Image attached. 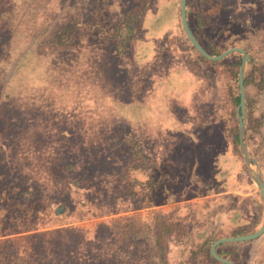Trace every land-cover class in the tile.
I'll use <instances>...</instances> for the list:
<instances>
[{
  "label": "trees",
  "instance_id": "trees-1",
  "mask_svg": "<svg viewBox=\"0 0 264 264\" xmlns=\"http://www.w3.org/2000/svg\"><path fill=\"white\" fill-rule=\"evenodd\" d=\"M155 1L0 0V192L3 193L0 234L75 221L77 219H64L65 213L73 207H77L74 212L91 215L84 218L138 209L143 214L156 213L154 205L158 202L160 186L183 180L188 169L187 161L176 163L168 154V144L164 153H160L162 158H155L153 150L142 144L139 134L130 125L100 127L103 131L99 138L87 129L77 127L56 134L54 138L49 136L47 127L39 134V131H32L30 126L35 109L22 100L18 94L20 89L16 90L17 85L12 82L13 74L26 64L23 53L26 58L35 55L39 62L50 53L77 46L81 39L88 44L103 43L115 71L126 75L127 85L124 86L129 93L142 90L146 77L155 71V65L167 68L173 59H178L184 66H199L207 71L205 76L209 77L210 83L215 84V96L209 105L206 102L198 107L187 119L206 131L213 127L221 130L230 146L234 143L238 150L234 107L238 101L236 73L240 54L232 51L218 60L202 56L182 30L178 0H175L177 26L174 31L161 38L146 62L133 65L132 45L143 36L144 15L154 9ZM114 3H118V8L111 11L110 6ZM261 13L256 0H185L189 28L208 53L217 54L228 46L239 45L248 54L243 77L245 139L250 138L249 130L254 125V128H260L264 122V16ZM233 55L235 59L225 61ZM23 61L20 68L21 64L16 62ZM249 88L259 96L255 100L258 104L253 116L251 96L246 97ZM253 119L257 122L252 123ZM231 126L234 132L230 139L223 129ZM259 133L261 141L263 135L261 131ZM50 140L58 145L57 166L46 147ZM13 145L33 173H41L47 178L55 174L62 183L56 181L46 194L37 195L33 175H22L5 155ZM241 163L245 169L242 160ZM52 190L57 196L50 193ZM61 204L64 208L56 213V207ZM139 227L141 225L123 223L116 229L105 224L2 236L0 264H192V260L185 257L174 261L169 238L161 241L155 236L142 247L137 246L141 244L139 240L116 239L117 234L125 235ZM213 239L192 241L191 244L200 249ZM224 242L218 243L215 251L235 263L229 251L222 249ZM191 255L195 256L196 252ZM206 255L215 263L225 264L212 257L208 247Z\"/></svg>",
  "mask_w": 264,
  "mask_h": 264
},
{
  "label": "rangeland",
  "instance_id": "rangeland-1",
  "mask_svg": "<svg viewBox=\"0 0 264 264\" xmlns=\"http://www.w3.org/2000/svg\"><path fill=\"white\" fill-rule=\"evenodd\" d=\"M256 1L264 16V0ZM117 8L118 3L110 6L111 11ZM175 10V0H156L154 9L146 11L143 18V36L137 38L132 45L134 66L146 62L155 52L156 44L161 38L174 31V26H177ZM233 58L235 59V55L226 57L225 61L229 62ZM23 59L26 63L24 65V61L16 62L21 64L20 68L23 65V68L13 74L12 82L17 85L16 90L20 89L18 94L22 96V100L35 109L33 125L30 126L32 131H39V134L47 127L49 136L54 138L56 134L77 127L87 129L95 138H99L103 131L100 127L130 125L139 134L142 144L153 150L155 158H162L160 153H164L165 145L168 144V154L170 153L176 163L183 164L187 161L188 169L183 180L160 186L158 202L154 205L156 213L143 214L138 209L84 218L91 215L74 212L77 207H73L68 209L64 219H77L75 221L20 229L0 234V237L31 230L105 224L118 229L123 223H134L141 225L140 229L125 235L131 241L139 240L141 244L137 246L140 247L145 241L152 242L155 236L161 241L170 238V228L162 224L163 218H168L187 225L184 240V231L175 230L172 233L177 238L175 243L170 244L174 261L185 257L188 261L192 260V264H211L213 261L206 255V247L209 248L210 243L197 249L198 245H192V241L246 234L258 228L260 224L254 222L255 213L235 211V184L240 188L242 181L249 177L234 143L230 146L221 130L213 127L206 131L201 126L192 125L187 119V116L195 114L198 107L201 108L206 102L209 105L215 96V84L210 83L209 77L205 76L206 70L199 66H184L178 59H173L167 68L151 64L155 71L146 77L142 90L129 93L124 86L127 85L126 75L115 71L114 63L103 43L88 44L81 39L77 46L50 53L42 57V61L37 62L35 55L26 58L25 53ZM249 92L246 97L249 99V95L251 96L253 116L258 104L255 100L259 96L250 88ZM234 117L237 130L235 107ZM251 122L256 123L257 120L253 119ZM232 126L223 129L229 138L234 132ZM254 127L255 125L249 130L252 133L250 138L245 140L250 148L249 152H252L250 154L260 166L259 161L264 159V140L260 141V130ZM15 146L9 147L5 155L22 175H33L32 183L37 195L41 197L46 194L47 189L56 181L62 183V179L56 178L55 174L47 178L41 173H33ZM46 147L51 152L53 164L57 166L60 156L58 145L50 140L46 142ZM241 169L245 171L246 177L240 175ZM261 170L264 174V170ZM50 193L57 196L56 191L52 190ZM1 194L0 198L3 197V193ZM256 197L262 220V204L258 191ZM59 206L64 208L63 204ZM116 237L119 239L118 234ZM224 243L222 249L229 251L235 264H264V231L254 238ZM193 251L196 252L195 256L191 255Z\"/></svg>",
  "mask_w": 264,
  "mask_h": 264
},
{
  "label": "water",
  "instance_id": "water-1",
  "mask_svg": "<svg viewBox=\"0 0 264 264\" xmlns=\"http://www.w3.org/2000/svg\"><path fill=\"white\" fill-rule=\"evenodd\" d=\"M178 11H179V21L182 27V30L189 40V42L194 46V48L205 58L209 60H218L224 57L226 54L232 51H238L240 54V61L237 67L236 80L238 87V101L235 106V116L237 120V142H238V151L242 158V161L245 165L246 171L248 173V177L250 179L251 185L258 191L260 196L261 204H262V221L258 228L252 232L246 234H237V235H226L214 238L209 244V252L212 257L216 260L225 263V264H235L232 260L219 255L215 251V246L224 241H234V240H246L250 238L257 237L264 231V174L261 170L257 160L249 153L247 149V143L245 140V132H244V122H245V113H244V100H245V92L243 85V77L245 74V70L247 68L248 54L244 50L243 47L239 45H231L224 48L217 54L208 53L197 41L192 31L189 28V25L185 16V0H178ZM2 194L0 193V197ZM62 209L59 206L56 211ZM208 237V234L205 235ZM129 239L127 235L119 236V240L124 241Z\"/></svg>",
  "mask_w": 264,
  "mask_h": 264
},
{
  "label": "crops",
  "instance_id": "crops-1",
  "mask_svg": "<svg viewBox=\"0 0 264 264\" xmlns=\"http://www.w3.org/2000/svg\"><path fill=\"white\" fill-rule=\"evenodd\" d=\"M258 129L261 131V134L263 135V140H264V122L262 126ZM262 162L259 161L261 168L264 170V159ZM241 170L242 171H240V175L244 177L245 171L243 169ZM256 193L257 191L252 185H250L249 179L243 180L240 185V188H237L235 184V211H251L255 213L254 222L256 224H260L262 220H260V213H259L260 206L257 202Z\"/></svg>",
  "mask_w": 264,
  "mask_h": 264
},
{
  "label": "flooded vegetation",
  "instance_id": "flooded-vegetation-1",
  "mask_svg": "<svg viewBox=\"0 0 264 264\" xmlns=\"http://www.w3.org/2000/svg\"><path fill=\"white\" fill-rule=\"evenodd\" d=\"M158 215V214H157ZM162 224L168 226L170 228V230L168 231L169 235V243H175L177 241V238L174 237V235L172 234L175 230L176 231H184V235H186L187 232V225H185V223L180 222V221H175L172 219H168V218H163ZM155 260H158L157 257H154Z\"/></svg>",
  "mask_w": 264,
  "mask_h": 264
}]
</instances>
